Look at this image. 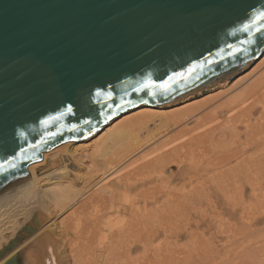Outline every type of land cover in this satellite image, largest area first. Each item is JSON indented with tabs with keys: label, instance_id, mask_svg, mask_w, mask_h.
I'll use <instances>...</instances> for the list:
<instances>
[{
	"label": "water",
	"instance_id": "obj_1",
	"mask_svg": "<svg viewBox=\"0 0 264 264\" xmlns=\"http://www.w3.org/2000/svg\"><path fill=\"white\" fill-rule=\"evenodd\" d=\"M260 12L264 0H0V190L122 111L245 67L264 50Z\"/></svg>",
	"mask_w": 264,
	"mask_h": 264
},
{
	"label": "bare ground",
	"instance_id": "obj_2",
	"mask_svg": "<svg viewBox=\"0 0 264 264\" xmlns=\"http://www.w3.org/2000/svg\"><path fill=\"white\" fill-rule=\"evenodd\" d=\"M261 55L257 56L260 60L253 65V71L235 78L230 87L246 80L250 76L248 73H254L264 64V50ZM235 72L177 99L130 107L93 133L73 139L52 155L31 162L27 166L30 176L0 190V249L20 232L24 236L22 240L31 239L23 243L20 240L21 246L18 244L11 253L1 258L0 264L13 254L19 255L18 248L22 249L29 264H169V249L162 244L173 239L177 229L178 236L175 235L180 238L185 229L181 221L185 220L183 212L189 198L184 194L179 196L181 192L178 196L173 195V191L166 189L163 190L164 195L158 196L156 186L150 187L146 182L135 183L134 180L139 177L137 172L145 175V171L148 173L150 169L168 173L163 162L164 159L168 162L166 158L173 156L178 169L175 172L169 168L170 173L166 174L169 181L179 174L183 181L191 176H201L206 170L199 167L202 151L209 148L206 153L210 151V154V149L220 146L221 142L227 145L228 142L224 143L220 137L221 142L218 143L215 136L238 131L240 122L248 133L259 130L260 134H257L261 135L264 122L259 120L264 115L254 122L253 116L258 109L264 114V71L256 77L252 76L251 82L232 94L227 102L221 104L220 110L213 107L206 111L204 107L228 89L210 94L212 97L208 100H191L204 90L229 83ZM192 119L194 124L190 127L188 122ZM254 139L248 144L257 140ZM188 149L196 151L195 154L186 156ZM237 151L240 152V149ZM239 152L232 150L227 155L222 153L219 159H213L218 161L220 169L216 172L219 177L230 174V166L237 160L235 156ZM206 153H203L204 157L208 155ZM176 155L181 158L176 160ZM232 157H235L234 160ZM171 159L169 164L173 161ZM192 163L197 164L193 166ZM169 164L167 167H172L173 164ZM186 165L195 169L193 175H189L191 172L185 174ZM111 173H114V185L110 182ZM231 182L234 183L233 180ZM159 193L162 194L161 190ZM201 196L197 195L192 198L194 201H189L192 209L198 208ZM161 197L164 198L162 201ZM155 214H159L157 219L161 214L166 222L159 226L148 223L147 220L151 221ZM200 218L197 225L201 224ZM57 219L60 220L58 230ZM26 226L32 227V230L27 231ZM162 234L164 242L155 244Z\"/></svg>",
	"mask_w": 264,
	"mask_h": 264
},
{
	"label": "rangeland",
	"instance_id": "obj_3",
	"mask_svg": "<svg viewBox=\"0 0 264 264\" xmlns=\"http://www.w3.org/2000/svg\"><path fill=\"white\" fill-rule=\"evenodd\" d=\"M258 57L257 59L255 58L254 60H252L250 63H248L245 67H243L239 71L235 72L232 75V77L229 79V83L227 82L222 87L221 86L217 88L212 87L214 88L213 90L212 89L204 90L202 94L193 96L191 100L193 101L196 100L195 102L197 101L201 102L202 100H199L200 98L203 100L204 99L208 100L212 97V95L210 94H213L216 91L219 92L220 90L228 89V91H225L221 96H218L216 99H214L212 102H209L204 107L206 111L210 110L213 107H218L217 110H220L219 107H221V104L227 102L231 98L232 94H234L237 91H240V89H242L245 85H248L251 82L253 77H256L258 74L261 73V71L262 72L264 71V64H262L259 68H257L254 71V73H251V72L248 73L247 75H250V76L246 80H243L241 83L230 87V84L233 82L235 78H238L239 76H242L249 71H253L252 68L260 60L258 59ZM182 102L183 101H178V103H181V104ZM260 113H261L260 109H258L255 112V115L253 116V122L256 121L258 118H260L261 115L262 116L264 115ZM261 118L259 121L264 122V119H263L264 116L262 119ZM188 124L190 127L193 126L194 124L193 119L190 120ZM243 125L244 124H241L240 122L238 124V131L232 134H225L223 136L222 135L215 136L219 141L218 143H220L221 142L220 139H222L224 140V143L228 142L229 145L228 144L226 145V143L223 145L221 142L219 144L220 146L213 147L210 149L212 152L210 154H209L210 151L206 153V151L209 150V148L206 149V151L205 150L202 151L201 156H200V152L199 154L197 153L200 156V159L202 158V161L199 162V165H201L199 167L206 169L205 171L203 170L200 171V172L203 171L201 176H194V177L191 176V178H187L186 180L183 181L182 176H179L181 174H179L177 178L169 181L168 180L169 178L166 176V174L170 173L169 168H172L175 172L178 169V165L176 163L174 164V162L176 161L173 156L170 158H166L168 159V162L165 159L163 162L168 173L162 174L161 172L158 173L159 170L157 172V171H153L152 169H150L152 172L148 170L149 171L148 173L150 175L152 174L153 175V176L151 175L152 177L150 175L147 177L148 175L147 171H145L146 176L143 174L140 175L141 172H137L140 177V178L138 177L137 179L140 181H138L134 177L135 180L134 179L133 180L135 183L146 182L150 184L149 185L150 187L156 186L155 190L156 189L158 190V191L156 190L157 191L156 194L158 196L164 195L163 190L166 189L169 191H173V195L178 196V194L181 192L179 196L181 195L183 196L184 194V195H187V197L189 198L187 199L188 201L186 205L187 206L186 210L182 208V210H184L183 213H185L184 214L185 220L181 221V224H184L182 226H184L185 229L183 232L180 233L179 235L180 238L178 239L176 238L178 236L177 232L179 231V229H177L178 231L174 232L172 236L173 239L171 240L169 239L170 240L169 242L162 244V245L166 244L165 249H169L168 250L170 253L169 254V261H170L169 264L171 263L172 264H264V133H263L264 127L263 126H262L263 128L261 127L262 129L261 132L262 131L263 132L261 133L260 136H258V134H260L259 130L250 131L248 133L245 130V127ZM257 132L259 133L257 134ZM249 137L251 139H249ZM254 138L255 139L257 138V140L255 141ZM246 139H248V141ZM252 139H254L253 141L255 142H253L252 144L249 143L250 144L249 145L248 142H252L251 141ZM245 140L247 142H244ZM231 143H233V145H230ZM246 143L248 144V146ZM228 146H230L231 148H229ZM239 149H240V152L237 151ZM188 150L186 152V156L188 157L189 155H192L191 153L194 152L193 154H195L196 152V151H192V150L188 151ZM232 150H234V152L236 150L237 153L239 152V154L235 156L237 157V160H234L235 157H232V159L238 164H235V162L233 161V163L230 166L231 167L230 171L228 170L230 174L224 176L226 179L224 177H219L220 174H218L219 175L218 176L217 172L219 171L220 167H219V164L217 165L218 161L216 162V160H213V159H216V158L219 159L222 153L227 155V153H229V151L232 152ZM203 153H206L208 155L204 157ZM217 154H219L218 157L215 156ZM175 157L177 160V157H180V156L176 155ZM169 159L173 160V161L170 160L171 161L170 164H169ZM209 160H211V162H215L216 165L215 163L213 164L211 162H208ZM248 161L249 163H246ZM168 164L169 165L173 164V165L172 167L170 166L167 167ZM186 164H189V163H186ZM194 164L195 163H192L193 166H195L197 163L195 165ZM253 164H254V167H253ZM188 166L187 165L185 166V174L186 172H191L189 173V175H193V171H195V169L193 167L188 168ZM251 166L253 167V170ZM234 174L237 178L234 176ZM215 175H217L220 179L219 178L217 179ZM113 176H114V173H111V175L109 176L111 185H114V183L112 182ZM141 177H143V179ZM214 177H216L217 181ZM256 177L258 178V181ZM230 178L234 181V183L231 182L232 180ZM231 183L233 185H231ZM259 188H262L263 190ZM256 189H258V191ZM159 190H161L162 194L159 193ZM253 190L254 191L256 190L257 192H254ZM197 195L198 196L202 195L200 200L197 202L198 208L201 205L200 211L198 208H196L198 209L197 211L196 209H192V205H189L190 204L189 201L190 200L194 201L192 200V198L197 197ZM163 199L164 198L161 197V201ZM181 199L182 198H180L179 200ZM156 215H159V214L153 215L150 218L152 220L151 221L147 220V222L148 223L150 222L153 225L156 224V226H159L162 223L166 222L165 220L163 221L161 214L158 219ZM61 216L62 215H60V217ZM124 217L125 215L122 214V218ZM153 217H154L155 222L153 221ZM165 218H168V217L166 216ZM198 218L202 219V220L199 219L201 223L200 225H197ZM59 219H57L58 220L57 230L60 226ZM157 220H158V223H156ZM27 239H31V238L28 237L22 240L21 243H23ZM174 239H177V240L174 241ZM164 240H165V236L164 234H162L159 238L155 240L154 243L160 244V242L162 243L164 242ZM157 241L159 243H157ZM18 251H19V256H20V260L22 264H29V263H26L27 261L26 255L23 254L22 249L18 248Z\"/></svg>",
	"mask_w": 264,
	"mask_h": 264
},
{
	"label": "snow or ice",
	"instance_id": "obj_4",
	"mask_svg": "<svg viewBox=\"0 0 264 264\" xmlns=\"http://www.w3.org/2000/svg\"><path fill=\"white\" fill-rule=\"evenodd\" d=\"M255 19L256 20H264V12H260V13H258L256 16H255ZM247 27H248V25H246L245 26V30H247ZM163 87H167V85H164ZM101 93L100 92H97L96 93V95H100ZM69 112H71V107H69L68 109H67ZM45 123H47V121H45Z\"/></svg>",
	"mask_w": 264,
	"mask_h": 264
}]
</instances>
